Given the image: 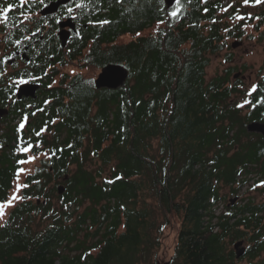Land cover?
Returning <instances> with one entry per match:
<instances>
[{"label": "trees", "instance_id": "trees-1", "mask_svg": "<svg viewBox=\"0 0 264 264\" xmlns=\"http://www.w3.org/2000/svg\"><path fill=\"white\" fill-rule=\"evenodd\" d=\"M44 2L0 0V13L12 6L0 16L8 51L40 24L29 16ZM254 10L239 0H85L82 36L60 54L79 72L53 70L29 103L0 76L10 126L0 134V204L17 197L0 214V264H159L166 248L168 264H264V200L216 212L223 184L236 193L264 182V140L247 131L264 122V65L253 89L231 79L237 66L207 72L213 56L233 59L230 39L264 43V1ZM110 62L128 68L125 84L95 88ZM31 69L7 80L43 72Z\"/></svg>", "mask_w": 264, "mask_h": 264}, {"label": "flooded vegetation", "instance_id": "flooded-vegetation-1", "mask_svg": "<svg viewBox=\"0 0 264 264\" xmlns=\"http://www.w3.org/2000/svg\"><path fill=\"white\" fill-rule=\"evenodd\" d=\"M52 0H47V2H44L43 5L39 8V10L44 7L45 5H48L49 2ZM73 3V5L69 6L68 4ZM85 5V0H72L69 3L62 5L59 7L58 11L48 14V15H40L39 10L37 11V14L30 15V17L34 16L36 18L37 23H40L38 25H32L30 32L27 33L22 38H19L17 41V47L11 48L4 56H7L13 52H18L16 55L13 63L6 64L4 63L3 57H1L2 63L0 64V68L11 67L12 71L17 72L18 70L22 69H31L32 65L35 63L38 66H42L43 72L41 74H32L29 73L28 76H17V79H14L10 82H8L6 85L10 86L13 84L14 89L13 93L15 96V93L17 91V86L21 82H30L39 84L38 89L36 90L35 97H23L21 100L18 101H25L27 103L30 102V100H36V98L41 94L42 89L45 87V77L47 75H50L53 70H58L59 67H61V59L64 60V58L60 57V54L63 52L64 55L68 54L69 47L71 45V42L76 39H80L82 36V21L84 20L83 16L79 15V9ZM72 19V22L74 23L75 28L67 26L65 29V34H68L67 36V42L66 45L63 46L61 44L59 31L62 30V28L59 26V22L62 20H65L67 18ZM84 27H87V23H83ZM78 31V33L76 32ZM3 42V41H2ZM60 48L62 51H60ZM25 54V55H24ZM66 57V56H65ZM32 70V69H31ZM1 75L3 71H0ZM55 79V78H54ZM15 82V83H13ZM54 80L51 84H48V86L55 85ZM10 83V84H9ZM16 98V96H15ZM2 106V105H0ZM23 108L24 106L21 105ZM8 107V106H4ZM9 109V107H8ZM5 116L0 118V123L3 122V118Z\"/></svg>", "mask_w": 264, "mask_h": 264}, {"label": "rangeland", "instance_id": "rangeland-1", "mask_svg": "<svg viewBox=\"0 0 264 264\" xmlns=\"http://www.w3.org/2000/svg\"><path fill=\"white\" fill-rule=\"evenodd\" d=\"M239 1L242 4V7L244 6L249 11V13H253L255 11L254 6L256 4L258 6L261 5L264 0H255V2L253 4H249L246 0H239ZM238 18L241 19L242 15H240ZM0 38H1V36H0ZM234 40H236V39H230L228 42L229 47L231 49V52H233V54H234L233 59L231 61L226 60V58H225V52L226 51H223L218 57L213 56L211 58V63L209 65V67L207 68L208 76L213 75L217 71L220 73V72L224 71L225 69H227L229 66H237V69L235 70L234 74L236 72L240 71L241 74H243L245 76L244 79L242 77H240V78H242V80L244 82L243 85H241V88L253 89L257 80L260 77V71L259 70L264 65V43L258 42L256 40V38H253L251 40L243 39V40H241V41H243L242 46H240L238 48H232L231 43ZM7 52H8V50L5 48L4 43L0 39V63H1V57L4 56ZM244 64L247 66V68H246V70L243 71V65ZM80 70H81V66H80L79 61L71 62L69 65H67L65 67H59L58 68V71L60 74H63V73L72 74L74 72L77 73ZM12 72L13 71H12L11 67H9V66L3 67L2 75L4 78H6L5 80L7 81V83L10 82L9 80H7V77ZM83 72H87V69H83ZM262 72L264 73V69ZM98 73H97V75H98ZM58 77L59 76H57L54 79L53 83H55V84L57 83V81L59 80ZM231 79H235V78L233 76H231ZM1 84H2V82L0 81V85ZM245 100H246V98L244 96L238 97V101H239V103H241L242 106H244V104L246 102ZM24 120L22 121V123L21 122L19 123L20 127H22ZM9 128H10V126L6 122H4V121L1 122L0 123V134H4ZM30 166L31 167L25 166L26 167L25 170H32L34 163H33V165H30ZM22 177H23V175H20V177L18 178V180L16 182L17 185L15 188V191L21 187ZM261 184H262L261 182L256 184L253 181H251L248 185H245L244 187H242V189L240 191H238L236 193H234L232 191V188L230 186L223 184L219 188V193H220L221 199L219 200V203L216 206V212L219 213L221 210H223L225 208V206L240 205V204L244 203L245 200H247L249 198H252L253 200H255V202H260V201L264 200V192L260 190ZM58 185H60V184L58 183L55 186H58ZM234 186L236 187V185H234ZM235 197H237V199L234 202V204L228 205L230 200L235 198ZM42 200H43V198L40 199V201H42ZM164 239L166 240V243H168V244L170 242H172V236L171 235L170 236L166 235V237ZM245 246L247 247L246 241H245ZM166 249L167 250L163 251L162 254L160 255V260L158 261L159 264H164L165 262H167L170 255H171V249L170 248H166ZM245 262L246 261L244 260V261L240 262V264H245Z\"/></svg>", "mask_w": 264, "mask_h": 264}, {"label": "water", "instance_id": "water-1", "mask_svg": "<svg viewBox=\"0 0 264 264\" xmlns=\"http://www.w3.org/2000/svg\"><path fill=\"white\" fill-rule=\"evenodd\" d=\"M70 1L72 0H52L49 2L48 5L42 7L39 10V13L40 15H48L54 13L58 11L60 6L65 5ZM163 1L165 2L166 7L170 8L175 3H177L178 0H163ZM59 26L62 28V30L59 31L61 44L65 46L67 42L68 34H65L66 31L64 28L69 26L74 29L75 26L74 23L72 22L71 17L60 21ZM76 32L78 33V31ZM242 44L243 41L236 39L231 43V47L238 48L242 46ZM17 54L18 52L15 51L7 56H4L2 61L6 64H11L13 63ZM128 76H129V70L126 66H124L123 64L110 62L101 67L100 72L94 79V86L97 89H101V88L117 89L125 84ZM233 77L234 78L242 77L243 79L245 78V76L241 74L240 71L236 72L233 75ZM38 87L39 84L30 83V82H21L17 86V91L15 93V96L18 100H21L23 97H35V93ZM8 113H9L8 107L0 106V118L6 116ZM247 131L260 134L264 140V122L256 121V120L249 122L247 124ZM64 178L66 179L67 176H65ZM57 190H58V194H62L65 191V186L63 184H60L57 186ZM236 199L237 197L231 199L228 205L234 204ZM37 202H40V199H37ZM233 249L237 259L242 257L246 252L245 240L239 239L235 241L233 244ZM168 263L169 262L167 261L164 264H168Z\"/></svg>", "mask_w": 264, "mask_h": 264}, {"label": "snow or ice", "instance_id": "snow-or-ice-1", "mask_svg": "<svg viewBox=\"0 0 264 264\" xmlns=\"http://www.w3.org/2000/svg\"><path fill=\"white\" fill-rule=\"evenodd\" d=\"M11 5H9V8L4 9L2 13H0V16H4L6 18V13L11 9ZM172 15H175V12L172 13ZM25 151H27V149H24ZM30 159H32L30 157ZM264 183V182H262ZM17 197L15 196V194H13V196L9 199V201L7 202V204H10L12 202V200L16 199ZM7 204H0V214H2V210L4 207L7 206Z\"/></svg>", "mask_w": 264, "mask_h": 264}, {"label": "clouds", "instance_id": "clouds-1", "mask_svg": "<svg viewBox=\"0 0 264 264\" xmlns=\"http://www.w3.org/2000/svg\"><path fill=\"white\" fill-rule=\"evenodd\" d=\"M17 99V98H16Z\"/></svg>", "mask_w": 264, "mask_h": 264}]
</instances>
